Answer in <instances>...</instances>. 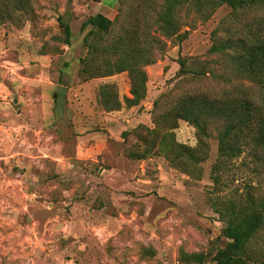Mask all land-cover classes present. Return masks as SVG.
Segmentation results:
<instances>
[{
	"label": "rangeland",
	"instance_id": "1",
	"mask_svg": "<svg viewBox=\"0 0 264 264\" xmlns=\"http://www.w3.org/2000/svg\"><path fill=\"white\" fill-rule=\"evenodd\" d=\"M229 11L222 6L202 22L180 9L177 20L187 38L168 40L164 54L145 67L146 98L108 113L99 105V88L114 84L123 101L131 97L129 77L85 80L80 72L88 27L82 23L102 14L119 27L118 0L2 5L0 264H215L216 251L228 241L217 200L240 194L244 180L228 171L222 185L214 184L215 128L207 158L193 175L173 161L176 146H197L193 126L178 121L164 146L141 127L154 128L155 103L164 109L187 94L233 92L237 82L179 73L181 62L192 70L202 61L224 72L208 50L212 31ZM245 16L258 22L264 11ZM61 22L71 31L69 43ZM239 86L258 92L249 82ZM193 253L202 261L186 257Z\"/></svg>",
	"mask_w": 264,
	"mask_h": 264
},
{
	"label": "trees",
	"instance_id": "2",
	"mask_svg": "<svg viewBox=\"0 0 264 264\" xmlns=\"http://www.w3.org/2000/svg\"><path fill=\"white\" fill-rule=\"evenodd\" d=\"M28 0H0L7 8L23 5ZM123 19L116 24L102 14L88 17L82 29L88 27L84 38L87 56L82 60L80 74L85 80L110 77L127 72L130 98L121 101L114 84L99 88L98 102L105 112L112 113L138 106L147 95L145 67L154 64L165 52L168 40L181 43L188 31L181 32L178 22L180 9L194 12L202 22L220 7L229 13L211 33L208 53L217 56L223 73H214L209 61L195 69L179 73L196 77L211 73L223 82L236 83L233 92L221 96L205 93L187 94L164 109L155 103L154 128L141 127L152 139H161L164 146L171 131L182 120L193 126L197 146L178 145L173 161L188 174H197V166L208 155L207 140L211 129L217 131V160L213 165V182L222 185V173L244 180V190L228 200H217L215 212L225 222L222 236L228 241L213 257L215 264H264V18H245L249 11H264V0H118ZM120 16V15H119ZM245 19V21H244ZM244 21V22H243ZM262 23V24H261ZM257 24V26H256ZM260 24V25H259ZM64 41L69 43L71 31L61 22ZM118 28V29H117ZM249 82L258 89L241 88ZM124 105V106H123ZM162 150H164L162 148ZM166 154V153H165ZM131 157V155H130ZM140 159L142 155H135ZM201 262L203 255H186Z\"/></svg>",
	"mask_w": 264,
	"mask_h": 264
},
{
	"label": "built area",
	"instance_id": "3",
	"mask_svg": "<svg viewBox=\"0 0 264 264\" xmlns=\"http://www.w3.org/2000/svg\"><path fill=\"white\" fill-rule=\"evenodd\" d=\"M2 136H3V129H2V126L0 124V145H1V141H2ZM0 150H1V147H0Z\"/></svg>",
	"mask_w": 264,
	"mask_h": 264
},
{
	"label": "water",
	"instance_id": "4",
	"mask_svg": "<svg viewBox=\"0 0 264 264\" xmlns=\"http://www.w3.org/2000/svg\"><path fill=\"white\" fill-rule=\"evenodd\" d=\"M14 103H17V99H14Z\"/></svg>",
	"mask_w": 264,
	"mask_h": 264
},
{
	"label": "crops",
	"instance_id": "5",
	"mask_svg": "<svg viewBox=\"0 0 264 264\" xmlns=\"http://www.w3.org/2000/svg\"><path fill=\"white\" fill-rule=\"evenodd\" d=\"M13 102H14V100H13Z\"/></svg>",
	"mask_w": 264,
	"mask_h": 264
}]
</instances>
